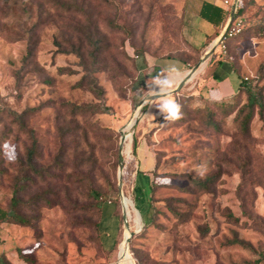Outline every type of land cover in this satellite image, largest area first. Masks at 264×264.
Returning a JSON list of instances; mask_svg holds the SVG:
<instances>
[{"label": "rangeland", "instance_id": "obj_1", "mask_svg": "<svg viewBox=\"0 0 264 264\" xmlns=\"http://www.w3.org/2000/svg\"><path fill=\"white\" fill-rule=\"evenodd\" d=\"M185 1L0 0V206L9 204L30 146L9 111L40 107L26 124L39 143L37 166L50 172L43 179L31 174L21 193L22 213L35 226L0 223V264H117L126 232L134 233L127 245L131 264H254L261 257L264 113L256 110L244 133L236 117L244 94L226 105L224 116L219 101L194 93L195 82L187 81L172 94L182 105L179 121L164 120L160 98L143 99L149 86L138 81V55H187ZM243 5L246 28L222 55L264 87V36L253 27L264 0ZM85 31L100 47L96 59ZM84 76L103 89L101 100L89 77L79 86ZM99 102L111 114L66 105ZM208 110L219 129L205 124ZM201 164L203 178L195 174ZM191 177L213 181L205 191ZM45 191L50 203L28 204ZM93 191L100 193L96 199ZM122 195L133 202L130 213ZM149 203L160 228L144 227ZM92 204L101 207V221L115 210L107 232L116 238L107 249ZM235 238L251 248L229 244Z\"/></svg>", "mask_w": 264, "mask_h": 264}, {"label": "trees", "instance_id": "obj_2", "mask_svg": "<svg viewBox=\"0 0 264 264\" xmlns=\"http://www.w3.org/2000/svg\"><path fill=\"white\" fill-rule=\"evenodd\" d=\"M206 7L208 5H203L200 15L203 18H206L208 20H214V16L217 14L222 15V18L228 19L229 13L228 11L224 12L222 9L216 6L209 5V12L205 11ZM245 12V7L242 4V6L239 4V8L237 11L236 16L242 17L244 20V28L240 34L237 36L241 35L247 24V18L244 15ZM254 27V34L259 35V36H264V15L253 25ZM117 28L120 29L118 26ZM85 35L90 41V44L94 47V51H92L91 56L93 59L97 58V53L100 51V47L98 45V42L94 40V37L89 31H85ZM236 36V37H237ZM234 37V38H236ZM234 38L230 39L226 43V52H227V47L229 42H231ZM187 50L186 54L182 55H168V56H162V58H173V59H178L186 64L190 68H194L197 66L200 60V52L194 48H192L188 43H186ZM74 53L77 54L78 56L82 57V54L78 49L74 50ZM222 54V53H221ZM145 55V54H144ZM144 55H138V57H143ZM185 56H189L190 58L187 59ZM156 57V56H155ZM232 63L235 65V63L232 61ZM136 69L138 72V67L137 63L135 61ZM236 68H238L236 66ZM89 77V88L92 92L96 94L99 100L102 99V96L104 94L103 89L100 88L96 82V80L92 79L90 76H84L80 83L79 86H82L85 80ZM264 87L260 86L258 84V81L256 79H248V78H241L240 86L238 88V92L230 99L227 101H219L220 103H217L216 106L217 108L222 112L224 108L226 107L227 104H231L232 99L238 98L241 95H245L246 101L241 105V107L238 109L237 112V118L240 120V126L241 129L244 133H246L249 129V125L251 121L253 120L255 116L256 110L260 114L264 113ZM66 105L70 106L71 110L73 112H78V111H92L93 113H103V114H111L112 110L110 107L106 106L103 102L99 103H94V104H87V105H74L71 103H66ZM40 107L36 108H29L25 109L21 113L9 111V114L13 117L14 121L19 125V128L22 131H25L30 139V146L26 149L25 153V158L20 162V175H18L16 182L14 183V187L12 190L10 202L6 207L0 206V223H6V224H14V225H19L22 227H34L35 226V221L36 219L34 217H28L22 213V206L24 205V202L22 201L21 198V193L26 189L27 183L31 181V174L38 176L40 178H45L50 174L48 171L49 167H38L36 163V159L38 157V150H39V143L37 140V137L35 135V132L33 129H30L27 127L26 124V117L34 112H36ZM224 116L229 114L227 111H223ZM206 120L205 124L213 128L215 130L219 129L218 128V123L214 120L215 113L208 110L206 113ZM137 146L138 142L137 139L133 140V153L135 154L137 151ZM48 174V175H47ZM191 180L195 185H197L199 188L207 191L209 189L210 183L213 181L212 177L207 178L206 180H200L197 178L191 177ZM153 188V186H152ZM93 197L96 199L97 196L100 194L98 191H93ZM47 192H42L39 194H36L34 197H32L28 204L31 205H38L42 202H49V199L47 197ZM92 197V198H93ZM93 209H95L97 212H99L100 218L97 223H95V226L99 228L101 224V207H98L96 204H92L91 206ZM171 208V207H170ZM171 212L181 216L178 214L175 210L171 208ZM159 212L154 209V205L152 203H149L148 205V210L146 214V220H145V228L149 227H157L160 228L159 225L156 223L157 216ZM232 217V216H231ZM233 218V217H232ZM235 220L238 222V219L235 218ZM229 244H238L240 246L246 247V248H251V245L247 243L244 240H241L239 238H235L231 241H229ZM18 253L21 254L23 257L22 251L18 250ZM261 257L255 261L254 264H261L262 261L264 260V251L260 255ZM27 259V258H26Z\"/></svg>", "mask_w": 264, "mask_h": 264}, {"label": "crops", "instance_id": "obj_3", "mask_svg": "<svg viewBox=\"0 0 264 264\" xmlns=\"http://www.w3.org/2000/svg\"><path fill=\"white\" fill-rule=\"evenodd\" d=\"M224 1L186 0L184 3L185 25L183 27V37L192 48L200 52L199 63L195 66L197 67L196 71L192 73L193 68L178 59L145 55L139 57L136 61L140 86H150L154 76L159 74L169 63H175L180 68L182 75L177 80L176 87L174 86L175 88L172 89V94L186 81L188 83L195 82L196 86L193 88V92L202 94L206 99L212 101L230 100L238 92L242 74L229 58L221 54L220 49L217 47L220 34L227 20L217 13L214 20H208L200 15L204 4L208 5L205 9L207 12H209V5L219 7L226 12L227 7L224 5ZM211 50L213 52L207 55ZM184 77L186 78L184 79ZM115 219V210H110L106 219L102 218L101 239L105 248L108 246L109 241L116 238L107 232V229L115 224Z\"/></svg>", "mask_w": 264, "mask_h": 264}, {"label": "clouds", "instance_id": "obj_4", "mask_svg": "<svg viewBox=\"0 0 264 264\" xmlns=\"http://www.w3.org/2000/svg\"><path fill=\"white\" fill-rule=\"evenodd\" d=\"M238 2L242 6L243 0H238ZM181 75L180 68L175 63H169L159 74L152 78L149 95L143 98L147 100L153 97L161 99L162 102L157 108L166 122L179 121L184 118L182 105L172 98V89ZM9 159H14V156H9ZM206 172V164L198 165L195 169V174L201 178L205 176Z\"/></svg>", "mask_w": 264, "mask_h": 264}, {"label": "built area", "instance_id": "obj_5", "mask_svg": "<svg viewBox=\"0 0 264 264\" xmlns=\"http://www.w3.org/2000/svg\"><path fill=\"white\" fill-rule=\"evenodd\" d=\"M224 5L227 7L229 16L217 43V47L220 49L222 54H226L227 41L240 34L244 28L243 18L236 16L239 8L238 0H225ZM108 203L111 204V201H108Z\"/></svg>", "mask_w": 264, "mask_h": 264}, {"label": "bare ground", "instance_id": "obj_6", "mask_svg": "<svg viewBox=\"0 0 264 264\" xmlns=\"http://www.w3.org/2000/svg\"><path fill=\"white\" fill-rule=\"evenodd\" d=\"M202 68V67H201ZM189 74V73H188ZM186 77H184L185 79ZM182 81V80H181ZM176 87V86H175ZM174 87V88H175ZM141 107V106H140ZM125 129V128H124ZM126 133V132H125ZM130 135V134H129ZM129 135H127L125 138L128 139L129 138ZM131 136V135H130ZM131 139V138H130ZM130 147V141L128 143V148L129 149ZM122 205H123V208L125 210V212L127 213H130V209L131 207L133 206V202L127 198L125 195H122ZM137 216V214H136ZM129 221V220H128ZM142 221V220H141ZM140 222V217L139 215L137 216V224H139ZM133 232V231H132ZM130 235L129 232H126L125 234V237H128ZM134 236V235H133ZM130 243V242H129ZM130 251V250H129ZM128 251V248H127V244L126 242H123V244L121 245V248H120V261L117 263V264H131L132 263V258L130 256V253Z\"/></svg>", "mask_w": 264, "mask_h": 264}, {"label": "water", "instance_id": "obj_7", "mask_svg": "<svg viewBox=\"0 0 264 264\" xmlns=\"http://www.w3.org/2000/svg\"><path fill=\"white\" fill-rule=\"evenodd\" d=\"M213 52V50H211L209 53H207V55H210L211 53ZM206 55V56H207ZM196 69H197V67H195V68H193L192 69V73H194L195 71H196ZM126 214V213H125ZM126 223V225H127V222H125ZM133 234L134 233H131L128 237H125V242H126V244L128 245V243H129V240L131 239V237L133 236Z\"/></svg>", "mask_w": 264, "mask_h": 264}]
</instances>
